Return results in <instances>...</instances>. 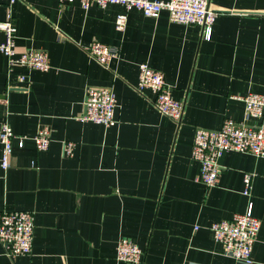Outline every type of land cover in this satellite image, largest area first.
I'll use <instances>...</instances> for the list:
<instances>
[{
    "label": "crops",
    "instance_id": "1",
    "mask_svg": "<svg viewBox=\"0 0 264 264\" xmlns=\"http://www.w3.org/2000/svg\"><path fill=\"white\" fill-rule=\"evenodd\" d=\"M209 7L219 15L207 40L198 26L171 23L166 11L149 18L117 5L0 0V22L14 24L18 53L44 51L50 65L46 72L9 67L0 53V123L15 137L9 169L0 166V211H29L35 222L31 255L10 257L0 243V264H126L115 255L123 237L143 249L144 264H238L222 254L210 226L249 202L260 221L253 264H264V156L225 153L209 188L191 158L196 128L242 121L238 97L264 94V0H210ZM118 13L127 15L123 31ZM94 41L116 51L108 65L89 56ZM140 63L163 74L183 104L180 122L157 111L150 91L136 90ZM89 86L113 89V126L80 120ZM43 127L51 142L39 152L33 137ZM245 173L253 175L248 197Z\"/></svg>",
    "mask_w": 264,
    "mask_h": 264
},
{
    "label": "built area",
    "instance_id": "2",
    "mask_svg": "<svg viewBox=\"0 0 264 264\" xmlns=\"http://www.w3.org/2000/svg\"><path fill=\"white\" fill-rule=\"evenodd\" d=\"M8 5L16 0H6ZM61 4L78 1L84 10L95 5L104 9L117 5L125 11L135 9L145 17L157 18L166 11L171 23L195 25L202 29V36L209 40L213 24L219 15L209 7L210 0H58ZM127 26V15L118 13L115 27L123 31ZM0 31L4 34L0 42V53L7 59L9 67L19 66L27 70L46 72L50 65L44 51L29 49L18 53L15 45V27L10 19L0 22ZM89 56L102 66L116 57V51L108 45L94 41L87 48ZM136 90L150 91L153 105L157 111L169 120L178 123L183 115V104L176 100L163 74L146 63L138 65ZM244 104L242 121L224 119L218 129L196 128L193 135L191 158L200 165L197 180L207 188L213 187L218 180L219 159L229 152L248 154L253 157L264 156V94L248 93L238 97ZM84 113L82 122L111 127L116 123V96L112 88L89 86L84 93ZM14 134L10 125L0 123V145L2 155L0 166L3 171L10 167L8 159L12 152ZM18 147H23L24 137H19ZM37 151L49 149L50 131L40 128L33 137ZM73 143H64L63 151L70 155ZM253 175H243L245 197L250 195ZM34 215L29 211H0V243L6 248L10 257L29 256L32 253L34 237ZM215 242L222 246V254L238 264H253V246L260 230V221L253 215L252 203L249 202L243 213H236L229 219L214 222L210 226ZM116 259L126 264H144L145 253L136 243L128 238H120L115 247Z\"/></svg>",
    "mask_w": 264,
    "mask_h": 264
}]
</instances>
